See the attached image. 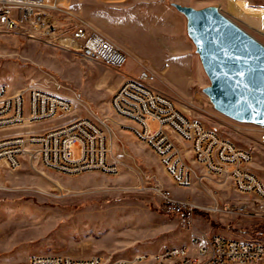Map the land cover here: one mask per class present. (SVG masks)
I'll return each mask as SVG.
<instances>
[{
	"label": "rangeland",
	"instance_id": "rangeland-1",
	"mask_svg": "<svg viewBox=\"0 0 264 264\" xmlns=\"http://www.w3.org/2000/svg\"><path fill=\"white\" fill-rule=\"evenodd\" d=\"M185 1L197 8L218 5L224 15L264 44V0ZM22 26L26 28L27 24ZM127 33L135 36V53L129 55L124 66L115 68L48 43L58 42L61 37L45 38L46 42L36 34L28 36L23 28L7 30L0 25V85L14 92L34 82L74 98L75 103L68 114L40 125L0 128V138L75 117L104 115L110 120L111 159L118 166L115 173H62L42 165L28 153L20 157L15 169L0 162V264H29L32 254L47 252L131 260L183 245L196 232L264 241V203L257 196L241 194L231 181L219 178L189 187L174 184L157 154L135 135L131 121L112 111L110 101L122 76L137 75L141 70L139 60L149 62L155 74L152 84L172 96L181 110L252 151V170L264 182V143L259 140L263 126L238 123L213 108L203 92L209 79L188 38L186 20L183 37L176 36L174 43L190 44L189 55L162 50L153 34L141 29ZM126 35L122 32L124 38ZM188 62L192 69L189 78ZM147 124L151 130L158 128L153 119ZM80 155V146L75 147L74 157ZM154 185L199 206L192 228L182 227L176 216L162 211ZM215 201L222 205L245 203L248 212L209 211L207 207ZM138 264H150V259Z\"/></svg>",
	"mask_w": 264,
	"mask_h": 264
},
{
	"label": "built area",
	"instance_id": "built-area-1",
	"mask_svg": "<svg viewBox=\"0 0 264 264\" xmlns=\"http://www.w3.org/2000/svg\"><path fill=\"white\" fill-rule=\"evenodd\" d=\"M57 2L0 0V25L12 30V26L27 24L25 32L28 36L38 35L44 40L47 26L60 25L61 39L48 43L111 67L120 68L127 63L129 55L120 45L87 19ZM140 66L137 75L127 77L115 90L110 106L116 115L133 123L132 130L138 138L159 151V159L174 184L189 187L206 179L229 180L239 193L253 194L264 203V182L252 170V151L181 110L172 96L152 84L155 74L148 63L140 62ZM72 110V105L56 102L54 91L40 84L30 82L14 92L6 85H0V128L40 125ZM148 119L158 122L156 130L150 129ZM109 127V117L91 114L88 121H79V117H75L41 129L4 136L0 138V162L15 169L20 164V157L28 153L42 165L62 173H115L118 166L111 159ZM259 140L264 143V126L260 127ZM78 146L81 155L76 158L74 148ZM183 169L192 171V179L183 178ZM153 190L160 197L164 213L176 216L184 228L193 227L199 208L197 204L179 199L170 189L159 185H154ZM207 209L237 214L248 212L245 203L224 202L222 205L215 201ZM197 233L189 236L191 246L175 252L161 250L131 260L105 258L99 254L77 257L47 252L32 254L29 264H138L148 258L150 264H264L262 240L225 235L214 238V234L204 233V241H197Z\"/></svg>",
	"mask_w": 264,
	"mask_h": 264
},
{
	"label": "water",
	"instance_id": "water-1",
	"mask_svg": "<svg viewBox=\"0 0 264 264\" xmlns=\"http://www.w3.org/2000/svg\"><path fill=\"white\" fill-rule=\"evenodd\" d=\"M170 4L185 17L188 38L209 79L203 92L213 108L237 122L264 126V44L216 4Z\"/></svg>",
	"mask_w": 264,
	"mask_h": 264
},
{
	"label": "crops",
	"instance_id": "crops-1",
	"mask_svg": "<svg viewBox=\"0 0 264 264\" xmlns=\"http://www.w3.org/2000/svg\"><path fill=\"white\" fill-rule=\"evenodd\" d=\"M170 1L183 4L185 0H60V5L87 19L97 30L120 45L133 56V32L141 29L153 34L155 44L162 50L183 51L190 54V44L174 43L176 36L184 35L185 17ZM126 32V38L122 36ZM130 35V36H129ZM144 62L139 60L138 63ZM150 66L149 62H147ZM187 77L192 69L188 62ZM131 75L122 76V82Z\"/></svg>",
	"mask_w": 264,
	"mask_h": 264
},
{
	"label": "bare ground",
	"instance_id": "bare-ground-1",
	"mask_svg": "<svg viewBox=\"0 0 264 264\" xmlns=\"http://www.w3.org/2000/svg\"><path fill=\"white\" fill-rule=\"evenodd\" d=\"M16 28H23L25 30V28L22 25L12 26V29H16ZM60 37H61L60 25H49L46 27L45 38L59 39ZM54 100L58 103L72 105V108H74L75 106L74 98H70V96H64V95L58 94L57 92H54ZM79 121H88V116L79 117ZM152 150L159 157V151H157V149H152ZM183 178L192 179V171H190V169H183ZM222 237H223L222 234H214V238H222ZM197 241H204V234H197ZM191 245H192V238L190 237V240L188 242H185L183 245H180L177 247H168L164 249V252H175L176 250H182V248H187L188 246H191ZM145 255H149V254H145ZM151 255H154V254H151Z\"/></svg>",
	"mask_w": 264,
	"mask_h": 264
}]
</instances>
